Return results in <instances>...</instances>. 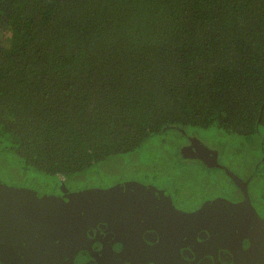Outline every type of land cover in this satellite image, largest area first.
<instances>
[{
	"label": "trees",
	"instance_id": "1",
	"mask_svg": "<svg viewBox=\"0 0 264 264\" xmlns=\"http://www.w3.org/2000/svg\"><path fill=\"white\" fill-rule=\"evenodd\" d=\"M213 127L263 132L264 0H0V141L25 165L69 183Z\"/></svg>",
	"mask_w": 264,
	"mask_h": 264
},
{
	"label": "flooded vegetation",
	"instance_id": "2",
	"mask_svg": "<svg viewBox=\"0 0 264 264\" xmlns=\"http://www.w3.org/2000/svg\"><path fill=\"white\" fill-rule=\"evenodd\" d=\"M180 139L179 150L185 159L200 162L208 167L226 169L220 158L223 154L211 145L204 143L197 134L181 135ZM208 149L217 153V161L220 166L216 165L214 162L215 156L209 154ZM202 153H205V155ZM198 156H203L206 163L198 159ZM209 163L212 165L209 166ZM237 175L241 177L239 174ZM241 178L244 181L249 180ZM61 180L64 184V191H60V194L67 196L73 194L66 180ZM141 185L148 186L157 193L163 192L169 198H166L163 193L160 194L156 200L159 204L156 202L158 205L156 208L154 207L152 214L143 213L144 208L139 206L137 209L140 212L136 216L134 214L131 219L118 216H114L115 218L103 217L98 222L92 223L81 236L76 231L75 236L77 237L73 238L71 236L63 243H53L55 245L50 249L55 251V254L47 263L42 261V252L46 251L44 246L42 250L37 246L36 253L34 252L35 255L32 253L31 248H35L32 239L30 241H20L22 244L25 243L24 250L13 246L11 251L19 252L22 255L27 252V255L23 257L27 260L26 264H249L245 260L238 261L245 259L244 254L252 249L253 243H256L260 246V251L254 252V256H257L256 258L260 257L262 261L253 263L264 264V242L262 243L256 239L260 237L264 241V215L259 213V206L254 203L250 191L248 192L249 200L259 216L262 231L257 233L253 239H241L238 234L234 233V229H230L232 227L211 232L204 229L205 226L202 222L193 221L181 224L183 222L179 218L173 217L174 209L189 214L197 211L205 202L217 199H225L235 203L242 201L244 200L243 193L237 185L233 184V190H239V194H236L235 198L232 195L207 196L202 200V203L197 204L192 210L188 211L180 209L176 199L173 198V196L179 198L178 193L174 194L169 188L149 183ZM221 216L225 218L226 214H221ZM46 241L43 242L46 243ZM47 245L50 246L51 243ZM258 246H255V248L258 249ZM2 251L9 250L4 248ZM58 252L64 253L61 254L59 260L56 259V253Z\"/></svg>",
	"mask_w": 264,
	"mask_h": 264
},
{
	"label": "water",
	"instance_id": "3",
	"mask_svg": "<svg viewBox=\"0 0 264 264\" xmlns=\"http://www.w3.org/2000/svg\"><path fill=\"white\" fill-rule=\"evenodd\" d=\"M208 153L215 156L214 162L220 166L217 161V153L211 152L209 149ZM202 154L205 155V153ZM198 157L203 163H206L203 156ZM225 170L241 189L244 200L236 203L225 199L209 201L197 211L189 214L174 209L173 217L179 218L183 222L181 224L193 221L202 222L205 226L204 229L211 232L232 227L230 229H234V233L238 234L241 239H253L257 233L262 231V228L259 216L249 200L248 183L231 170L227 168ZM162 193H157L152 188L138 182L128 181L109 189H84L69 195L68 200H63L48 195L40 196L32 189L16 188L0 179V250L2 251L4 248L9 250L0 251V263L26 264L27 260L23 257L27 255V252L22 255L19 252L11 251V247L15 246L24 250L25 243L22 244L20 241H30L31 239L32 243H35V248H31L33 254L37 246L41 250L43 246L45 247L46 251L42 252V261L47 263L55 254V251L50 249L55 245L53 243H63L71 236L77 237L75 236L76 231L81 236L92 223L98 222L103 217L115 218L114 216H119L131 219L134 214L136 216L140 212L137 209L139 206L144 208L143 213L152 214L159 204L156 200ZM165 197L169 198L167 195ZM151 210L152 212H150ZM221 214H226L225 218ZM256 239L264 242L260 237ZM48 243L51 245L48 246ZM255 246L258 245L253 243L252 249L244 254L245 259H240L238 262L245 260L250 264L262 261L260 257L254 256V252L260 251V246L258 249ZM261 247L263 250V244ZM61 254L64 253H56L57 260L61 258Z\"/></svg>",
	"mask_w": 264,
	"mask_h": 264
},
{
	"label": "rangeland",
	"instance_id": "4",
	"mask_svg": "<svg viewBox=\"0 0 264 264\" xmlns=\"http://www.w3.org/2000/svg\"><path fill=\"white\" fill-rule=\"evenodd\" d=\"M197 131V136L204 143L225 152V155L220 157L221 162L227 164L234 173L243 178H251L250 171L256 172L257 167L259 176L253 178L250 187L253 196L264 202V162L262 160L254 165L255 160L251 158V152H255L257 158L259 153L263 155L261 143H264V129L261 135L250 140L227 134L215 127ZM180 141L179 133L174 130L154 136L135 152L112 157L86 172L71 177L69 188L75 194L90 188L109 189L128 181L149 183L169 188L174 194L178 193L179 198H173L180 209L185 211L192 210L207 196L232 195L235 198L233 183L227 179L222 169H207L200 162L185 159L179 153ZM241 145L242 151H238ZM0 147L2 181L16 188L32 189L40 196L48 195L68 200L69 195L60 194V191H64L60 178L25 165L19 155L5 148L4 141H0ZM263 207L259 213L264 215Z\"/></svg>",
	"mask_w": 264,
	"mask_h": 264
}]
</instances>
